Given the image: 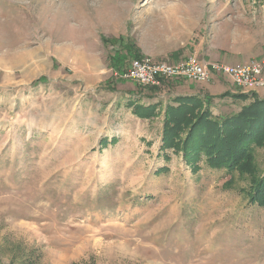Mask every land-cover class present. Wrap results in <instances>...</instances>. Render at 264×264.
Here are the masks:
<instances>
[{
	"label": "rangeland",
	"instance_id": "obj_1",
	"mask_svg": "<svg viewBox=\"0 0 264 264\" xmlns=\"http://www.w3.org/2000/svg\"><path fill=\"white\" fill-rule=\"evenodd\" d=\"M121 35L136 58L179 72L163 85L125 77L104 41ZM254 60L264 0H0V264H264L248 176L165 157L157 139L108 145L96 129L95 104L114 90L162 92L206 82L189 77L195 61ZM222 75L241 93L264 88ZM256 156L263 173L264 148Z\"/></svg>",
	"mask_w": 264,
	"mask_h": 264
},
{
	"label": "trees",
	"instance_id": "obj_2",
	"mask_svg": "<svg viewBox=\"0 0 264 264\" xmlns=\"http://www.w3.org/2000/svg\"><path fill=\"white\" fill-rule=\"evenodd\" d=\"M114 51L118 66L127 67L139 56L130 38L104 39ZM39 77L35 84L45 82ZM239 100L244 103L238 108ZM160 103L135 105L134 114L141 118L157 115ZM233 106L235 108H233ZM219 109L215 111L214 109ZM257 148H264V98L246 93L225 92L221 95L175 96L165 106L160 150H175L187 165L196 168L200 161L209 167L227 169L249 177L246 194L252 204L264 207V172L257 165Z\"/></svg>",
	"mask_w": 264,
	"mask_h": 264
},
{
	"label": "crops",
	"instance_id": "obj_3",
	"mask_svg": "<svg viewBox=\"0 0 264 264\" xmlns=\"http://www.w3.org/2000/svg\"><path fill=\"white\" fill-rule=\"evenodd\" d=\"M165 81L166 80H164L161 85H163ZM110 90L113 89L109 88V91ZM225 92L234 94L241 93L232 83L231 79L222 74H214L211 80L204 83H194L188 80L178 82L162 92H151L147 90L144 92L140 91L137 86L133 88H124V91L114 90L115 94L110 102L108 100L102 101V107L99 108L98 104H95L96 113L100 114L102 112L105 118L101 125H96V129L100 131V135L105 137L107 140L106 144L110 141L112 142L117 137H136L137 139L147 137L157 139L152 146L157 144L160 147L164 111L169 98L175 96H204L206 94L217 96ZM256 93V96L263 98L264 88H261ZM153 103L161 104L157 110L156 116L152 118H141L134 114L135 105H149ZM111 120H113V130H109L108 128V124Z\"/></svg>",
	"mask_w": 264,
	"mask_h": 264
},
{
	"label": "built area",
	"instance_id": "obj_4",
	"mask_svg": "<svg viewBox=\"0 0 264 264\" xmlns=\"http://www.w3.org/2000/svg\"><path fill=\"white\" fill-rule=\"evenodd\" d=\"M217 73L231 76L239 85L245 88L264 86V63L254 60L236 66H214ZM179 69L166 63L152 65L148 60L140 58L132 59L130 65L125 68L124 76L136 79L141 83L161 84L169 74L178 73ZM190 78L197 81H208L212 78L211 71L204 64L195 61L187 69Z\"/></svg>",
	"mask_w": 264,
	"mask_h": 264
},
{
	"label": "bare ground",
	"instance_id": "obj_5",
	"mask_svg": "<svg viewBox=\"0 0 264 264\" xmlns=\"http://www.w3.org/2000/svg\"><path fill=\"white\" fill-rule=\"evenodd\" d=\"M132 61V60H131ZM131 63V62H130ZM201 63V62H200ZM202 64H204L208 69H210V71H211V76H212V78H213V76H214V74H222V73H217L215 70H214V66L212 65V67H210V66H208L207 64H205V63H202ZM128 67V66H127ZM126 67V68H127ZM125 70V69H124ZM164 80H166V79H164ZM164 80H162V83H163V81ZM211 80V79H210ZM209 81V80H208ZM161 83V84H162Z\"/></svg>",
	"mask_w": 264,
	"mask_h": 264
}]
</instances>
